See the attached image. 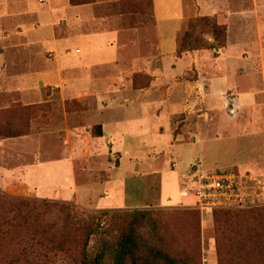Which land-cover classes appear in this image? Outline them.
<instances>
[{"label": "crops", "instance_id": "1", "mask_svg": "<svg viewBox=\"0 0 264 264\" xmlns=\"http://www.w3.org/2000/svg\"><path fill=\"white\" fill-rule=\"evenodd\" d=\"M151 1V25L127 28L124 24L127 17L110 12L108 4L72 6L69 0H0V46L5 44L0 47V63L5 62L3 55L11 47L8 41L18 38L25 41L21 48L34 64L31 73L20 78L19 90L23 99L35 93L33 97L41 100L23 104L49 102L41 97L46 87L58 89L63 106L67 101L92 103L89 111L64 112L66 138L58 141L59 145L67 143V149L76 152L87 144L88 152L92 148L109 149L116 157L125 158L132 156L126 151L127 138L143 131L145 121L164 113L173 126L177 114L188 113L197 105L199 111H204L199 118L216 121L213 128L221 137L215 136L214 140L226 141V136L232 142L235 137V142H243L251 156L264 160V0H163L160 7L165 21L170 23L162 30L154 0ZM175 12L178 19L172 17ZM205 17L215 18L226 26V47L179 54L188 21ZM243 53L252 55L242 56ZM47 54H53V61H44ZM1 68L7 69L8 65ZM139 72L151 78V83L147 88L135 90L132 77ZM188 74H192L191 79L186 78ZM28 87H33V91ZM227 97L234 107L231 116L216 110ZM147 107L151 112L144 111ZM94 127H100L101 136L91 135ZM172 131L173 127L166 153L172 150L173 157L178 159L179 150L185 146L181 144L183 138H175ZM44 132L40 127L36 135L0 141L1 159L4 161L7 156L14 160L6 145L19 140L24 142L28 158L38 157L46 148L42 140ZM242 133L252 135L240 138L238 135ZM200 142L207 144L201 136L197 144ZM257 159L238 160L234 164L245 170L257 165ZM229 163L233 164L232 160L211 165ZM46 164L37 161L22 168L28 173L31 168L32 173L39 174L37 179L41 182L40 173H44ZM122 169H114L111 180L105 184L74 186L72 195L97 188L107 199L110 196L107 186ZM193 171L188 173L190 178ZM5 175L12 176V171L0 167V176ZM73 180V175H69V182ZM121 207L124 208L112 204L103 209Z\"/></svg>", "mask_w": 264, "mask_h": 264}, {"label": "rangeland", "instance_id": "2", "mask_svg": "<svg viewBox=\"0 0 264 264\" xmlns=\"http://www.w3.org/2000/svg\"><path fill=\"white\" fill-rule=\"evenodd\" d=\"M97 1L100 4H108L111 9L110 12L127 17L124 19L126 20L124 24L127 28L134 25H140V27L151 25L152 14L122 13V10L131 11L140 8V5H125L121 7V1L128 0ZM162 1L154 0L160 30L170 23L165 21L166 17L163 8L160 7ZM143 6L145 7V5ZM172 17L178 19L179 14L175 12ZM142 19H145V21ZM176 23L179 24L178 21ZM24 43L25 41L22 39H10L8 45L11 47L2 58L5 62L0 63V111L9 110L15 105L32 107L29 112H22L19 109L15 111L13 109L11 116L16 120L20 117L23 119L29 116L28 119H31L29 124L30 134L36 135L37 129L43 127L45 132L42 135V140H45L44 145H46V148L44 153L38 154L37 152L38 157L32 155L28 158L22 140H19V142L12 141L7 144L6 147L13 155L14 160L6 156L3 161L1 159L2 152L0 151V167L11 170L12 176H0V193L14 199L72 204L89 212L113 211L103 209L104 206L112 204L119 207L124 206V208L117 209L118 211L170 208L198 210L201 220V264H218L212 221L213 212L211 214L202 213L195 207L197 199L192 192L191 178L188 173L196 167L199 171H211L221 168L234 169L241 175L264 174V160L260 161V157V160H258L257 155L251 156L250 150L244 149L246 146L243 142H235V137H233L232 142L226 136L224 137L229 142L214 140L215 136L217 138L221 137L215 134L213 128L216 121L214 122L212 118H199L198 116L203 114L204 111H199L200 107L197 105L193 106V109L189 110L188 113L177 114L174 118L173 126L166 120L164 113L159 117L150 118L149 122L145 121L142 125L143 131L135 136L128 137L126 140V151L132 153L129 158L116 157L117 155L112 154L109 149L92 148L88 152L87 144L82 145V148H79L76 152H74V149L68 150L67 143L63 144V142H60L59 145L58 142L66 138L64 112L70 113L72 110L89 111L92 108V103L78 104L67 101L63 106L58 96V89L46 87L42 90L41 97L49 102L33 105L23 104V101L25 103H36L41 100L40 97L38 98L39 100L33 97L35 93L29 94V97L25 99L20 95V78L28 76L31 73V66L34 65L33 63L31 64L30 57L21 48ZM2 46H5V44H1L0 47ZM52 55H45L44 61L46 63L53 61ZM251 55L250 53L242 54V56ZM5 64L8 65V68H1V65L5 66ZM255 73L258 74L256 71ZM136 75L139 76L136 81L137 86H146L150 78L140 72ZM188 75L186 78L191 79L192 74ZM28 88H31V91L34 89L33 87ZM228 99L229 97L223 100V104L217 107L216 110L224 111L231 116L233 115L234 107ZM148 109L149 107L144 111L151 112ZM172 127L173 136L175 138L177 136L182 137L181 144L185 146V148L179 150V160L173 157L172 150L166 153L169 147L168 136ZM94 131L95 127L91 129L92 136H95ZM85 135L83 133V136ZM251 135V133H242L238 136L245 138ZM200 136L206 139V145L202 144V142L199 145L197 144ZM209 139L210 141L208 142ZM63 146L67 150L63 149ZM261 153L262 151H260ZM251 158H256L258 164L252 167L248 166L245 170L234 164L235 161L246 162ZM1 160L3 163H1ZM220 160H232L233 164L211 165L215 162L218 163ZM37 161L47 163L43 167L45 169L44 173L42 171L40 173L41 182L37 179L39 174L32 173L31 168L29 173L22 168L28 163L33 164ZM260 162L262 163L260 164ZM176 166L178 169H176ZM119 167L123 169L117 172L114 180L107 186L110 190V196L107 199L100 195L97 188L93 192L82 190L78 196L72 195L71 189L74 186L89 187L90 185H101L109 182L113 175V170ZM175 170H178V172H173ZM71 174L74 180L69 182V175ZM62 181L65 182L62 183ZM184 193H187L188 197L182 198ZM257 207L262 208L264 206Z\"/></svg>", "mask_w": 264, "mask_h": 264}, {"label": "trees", "instance_id": "3", "mask_svg": "<svg viewBox=\"0 0 264 264\" xmlns=\"http://www.w3.org/2000/svg\"><path fill=\"white\" fill-rule=\"evenodd\" d=\"M72 6L97 0H69ZM131 11L152 14L151 0ZM145 5V7L143 6ZM226 26L215 18L188 21L179 54L226 47ZM138 75L133 76V88ZM0 111V140L30 134L28 117ZM26 116V115H25ZM95 135L101 136L100 127ZM218 264H264V207L215 209L212 214ZM199 211L181 209L89 212L72 204L9 198L0 193V264H201Z\"/></svg>", "mask_w": 264, "mask_h": 264}, {"label": "built area", "instance_id": "4", "mask_svg": "<svg viewBox=\"0 0 264 264\" xmlns=\"http://www.w3.org/2000/svg\"><path fill=\"white\" fill-rule=\"evenodd\" d=\"M191 183L197 199L195 207L202 213L264 206V175H241L234 169L199 171L195 168ZM182 195L186 197L187 193Z\"/></svg>", "mask_w": 264, "mask_h": 264}]
</instances>
